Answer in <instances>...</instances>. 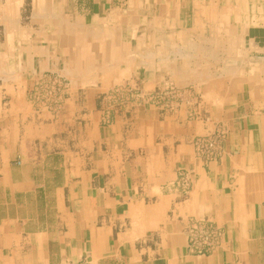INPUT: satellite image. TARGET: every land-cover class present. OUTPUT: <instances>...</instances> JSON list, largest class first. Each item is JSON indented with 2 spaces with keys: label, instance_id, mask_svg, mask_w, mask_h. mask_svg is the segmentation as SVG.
Listing matches in <instances>:
<instances>
[{
  "label": "crops",
  "instance_id": "crops-1",
  "mask_svg": "<svg viewBox=\"0 0 264 264\" xmlns=\"http://www.w3.org/2000/svg\"><path fill=\"white\" fill-rule=\"evenodd\" d=\"M44 72L68 82L57 114L27 99ZM168 84L192 106L147 101ZM122 85L142 98L104 125ZM206 118L227 135L204 168ZM186 167L182 199L166 186ZM188 217L222 228L212 254H188ZM82 260L264 264V0L0 1V264Z\"/></svg>",
  "mask_w": 264,
  "mask_h": 264
},
{
  "label": "built area",
  "instance_id": "built-area-1",
  "mask_svg": "<svg viewBox=\"0 0 264 264\" xmlns=\"http://www.w3.org/2000/svg\"><path fill=\"white\" fill-rule=\"evenodd\" d=\"M68 82L58 73L44 72L39 74L27 91V99L32 107L40 112L47 111L57 114L68 94ZM142 98L137 86L122 85L111 89L102 97L101 122L104 125L111 123V116L116 107L136 101ZM193 96L185 89H178L173 84L154 90L146 96L149 103L157 106L163 113L174 114L183 104L186 106ZM189 118L194 116L189 113ZM211 129H207L203 135L193 137L191 147L194 158L202 167L206 168L222 156V146L226 139L227 130L223 123L212 122ZM196 174L193 168H181L177 171L175 180L166 187L185 199L190 193L192 182ZM186 238V250L194 256H206L216 251L223 240V230L214 221L206 217H188L184 225ZM65 264H89L86 260L66 262Z\"/></svg>",
  "mask_w": 264,
  "mask_h": 264
},
{
  "label": "rangeland",
  "instance_id": "rangeland-1",
  "mask_svg": "<svg viewBox=\"0 0 264 264\" xmlns=\"http://www.w3.org/2000/svg\"><path fill=\"white\" fill-rule=\"evenodd\" d=\"M1 1V0H0ZM187 92H189L190 94H191V96H194V90H193V88L192 87H187L186 89H185ZM191 101L192 100H190V102H189V104L187 105L188 107L189 106H192L191 105ZM125 105V104H124ZM194 117V116H193ZM207 125V128H206V130L207 129H211V123H208V124H206ZM190 145H191V143H190Z\"/></svg>",
  "mask_w": 264,
  "mask_h": 264
}]
</instances>
